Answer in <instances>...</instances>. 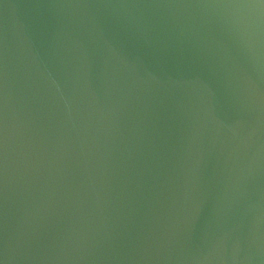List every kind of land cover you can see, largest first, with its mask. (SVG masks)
I'll return each instance as SVG.
<instances>
[{"label":"water","instance_id":"1","mask_svg":"<svg viewBox=\"0 0 264 264\" xmlns=\"http://www.w3.org/2000/svg\"><path fill=\"white\" fill-rule=\"evenodd\" d=\"M0 264H264V0H0Z\"/></svg>","mask_w":264,"mask_h":264}]
</instances>
